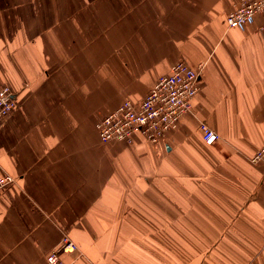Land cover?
<instances>
[{"label":"crops","instance_id":"0c3cea01","mask_svg":"<svg viewBox=\"0 0 264 264\" xmlns=\"http://www.w3.org/2000/svg\"><path fill=\"white\" fill-rule=\"evenodd\" d=\"M232 0H0V264H264V14ZM185 60L189 113L159 142L97 121ZM202 124L218 137L207 143Z\"/></svg>","mask_w":264,"mask_h":264},{"label":"built area","instance_id":"2783aa9c","mask_svg":"<svg viewBox=\"0 0 264 264\" xmlns=\"http://www.w3.org/2000/svg\"><path fill=\"white\" fill-rule=\"evenodd\" d=\"M262 13L264 0H232V8L226 14L227 24L244 27ZM201 69L202 66L194 68L185 60L176 62L171 72L160 76L142 100L135 102L127 99L97 121L101 141H134L138 134L152 142L163 140L170 130L178 127L181 118L191 111L200 89ZM16 104L12 88L8 85L0 87V120L12 112ZM201 128L207 143L217 139V133L209 126L202 124ZM263 159L264 146L251 157L254 162ZM15 180L9 173L0 174V194L12 186ZM77 249L76 242L65 236L48 259L51 263L56 262L60 252H75Z\"/></svg>","mask_w":264,"mask_h":264},{"label":"rangeland","instance_id":"374dc122","mask_svg":"<svg viewBox=\"0 0 264 264\" xmlns=\"http://www.w3.org/2000/svg\"><path fill=\"white\" fill-rule=\"evenodd\" d=\"M203 67V66H202ZM202 70V69H201ZM65 236H63V238H64ZM71 240H73L70 236H68ZM62 238V239H63ZM62 241V240H61ZM57 263H59V258H58V260L56 261V262H52V264H57Z\"/></svg>","mask_w":264,"mask_h":264}]
</instances>
